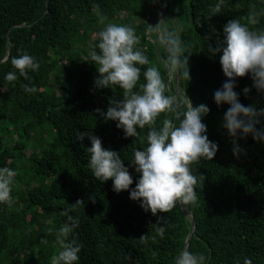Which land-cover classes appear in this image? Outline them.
Segmentation results:
<instances>
[{"label":"trees","instance_id":"obj_1","mask_svg":"<svg viewBox=\"0 0 264 264\" xmlns=\"http://www.w3.org/2000/svg\"><path fill=\"white\" fill-rule=\"evenodd\" d=\"M161 2L162 34L175 33L182 41L181 59H188V65L171 67L172 79L170 52L159 40L160 5L148 34L153 0H0V167L17 171L15 203L0 204V264H51L61 250L57 232L68 216L78 220L72 238L82 246L79 264H175L193 232L183 206L156 215L145 212L129 191L116 193L112 180L101 182L88 168L91 141H78L80 132L100 137L106 149L121 155L134 177L133 188L140 176L134 153L147 147V126L138 129V138H126L117 121L96 111L106 113L112 102L124 99L119 86H96L100 74L88 56L109 23L134 28L138 47L150 61L141 66L136 91L146 83L143 72L157 67L172 98L169 80L177 95L180 72L179 104L173 102V111L160 114L157 129L167 121H182L191 102L210 108L203 122L219 151L213 160L191 166L198 178L197 203L190 206L197 230L188 250L204 254L208 264H244L246 258L264 264V143L251 135L240 138L243 151L234 155L233 139L223 127L230 105L218 106L214 99L229 78L220 55L212 51L233 19L264 31V0ZM24 53L40 63L30 79L19 76L11 63ZM188 67L190 78L182 75ZM12 71L18 79L8 82L5 76ZM236 84L244 106L264 108V93L254 87L251 74ZM26 86L36 92H25ZM245 88L251 89L247 95ZM49 132L52 139L45 142Z\"/></svg>","mask_w":264,"mask_h":264},{"label":"clouds","instance_id":"obj_2","mask_svg":"<svg viewBox=\"0 0 264 264\" xmlns=\"http://www.w3.org/2000/svg\"><path fill=\"white\" fill-rule=\"evenodd\" d=\"M220 10L218 4L215 12ZM251 23H257L255 16ZM223 33L224 38L212 51L220 55L222 70L229 79L214 93V99L218 106L230 105L223 127L233 139L234 155L239 157L243 151L238 144L240 138L251 135L258 143H264V127H257L264 124V108L244 106L235 91L237 78L251 74L254 87L264 93V31H253L239 19H233L224 26ZM161 39L170 52L168 63L171 67L188 65L187 58L181 59L182 41L175 33L162 34ZM138 45L139 38L134 28L109 23L100 31L96 48L88 53L100 74L95 81L96 86L101 89L119 86L124 90L122 101L112 102L106 113L101 109L96 111L106 120L117 121V127L124 130L126 138H138V129L149 128L146 149L134 153L133 164L136 173L140 174L136 186L132 187L134 177L121 155L106 149L100 137L80 132L77 140L82 142L87 138L91 141V147L87 149L90 154L88 168L97 180H112L116 193L129 191L130 199L139 202L145 212L156 215L168 213L178 204L196 205L198 178L191 166L204 159L213 160L219 145L207 135L208 127L203 121L210 108L204 104L194 106L189 103L177 125L167 121L161 128L155 127L161 113L174 110L173 99L166 94L167 86L157 67H148L143 72L146 83L139 84V91H136L141 79V66L150 63ZM11 63L19 76L25 79H30V72L40 69V63L27 53L14 57ZM17 71L9 72L5 79L15 82ZM182 75L190 78L189 67ZM250 91V88L244 89L246 95ZM25 92L35 93L36 89L26 86ZM16 177L15 169L0 167V204L11 207L15 203L12 193ZM77 225L78 220L68 216V222L60 227L57 240L61 250L52 256L51 264H79L82 246L72 238ZM159 234L163 237V227ZM175 264H208V259L204 254L184 250L176 256ZM244 264H253V261L246 258Z\"/></svg>","mask_w":264,"mask_h":264},{"label":"water","instance_id":"obj_3","mask_svg":"<svg viewBox=\"0 0 264 264\" xmlns=\"http://www.w3.org/2000/svg\"><path fill=\"white\" fill-rule=\"evenodd\" d=\"M157 5H160V9H161V23H160V28H159V40L160 41H163L161 39V36H162V22H163V19H164V8H163V5H162V2L161 0H153V7H154V11H153V15H152V21H151V24H150V27L148 29V34L149 36H152L151 35V32L153 30V27H154V23H155V17H156V6ZM168 70H169V75H171V79L174 78V70H172L171 66H168ZM171 79L169 80V87H170V92L172 94V99H173V102H175L176 104H179V101H178V96H179V92H181V89L179 87V82H180V72L177 74L176 76V80H177V84H178V87L176 88V92H177V95L174 94L175 92V89L174 87L172 86L171 84ZM177 124V120L176 122L174 123V125ZM183 209L186 213L189 214V216H191V220L193 222V232L191 234V236L189 237V239L187 240V243H186V246H185V249L184 250H188L189 248V245L193 239V237L195 236L196 234V230H197V221H196V218H195V214L194 212L190 209V206H183Z\"/></svg>","mask_w":264,"mask_h":264},{"label":"rangeland","instance_id":"obj_4","mask_svg":"<svg viewBox=\"0 0 264 264\" xmlns=\"http://www.w3.org/2000/svg\"><path fill=\"white\" fill-rule=\"evenodd\" d=\"M45 128L47 129V130H49L50 131V125H46L45 126ZM47 135L49 136L48 138H47V140H45V142H48L50 139H52V135H51V133L49 132V133H47Z\"/></svg>","mask_w":264,"mask_h":264}]
</instances>
